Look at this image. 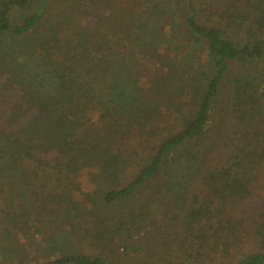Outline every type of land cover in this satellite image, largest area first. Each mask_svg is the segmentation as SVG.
<instances>
[{
  "label": "trees",
  "instance_id": "1",
  "mask_svg": "<svg viewBox=\"0 0 264 264\" xmlns=\"http://www.w3.org/2000/svg\"><path fill=\"white\" fill-rule=\"evenodd\" d=\"M37 1L0 0V264H264V0Z\"/></svg>",
  "mask_w": 264,
  "mask_h": 264
},
{
  "label": "rangeland",
  "instance_id": "2",
  "mask_svg": "<svg viewBox=\"0 0 264 264\" xmlns=\"http://www.w3.org/2000/svg\"><path fill=\"white\" fill-rule=\"evenodd\" d=\"M45 2V0H38L35 4V8L40 12L43 11L45 14L46 12L47 14H49L51 11H49L47 7H44ZM227 2L228 0H213L212 2L210 0H193V8L198 18H200L202 22L207 23L208 21L212 22L213 20H215L216 13L221 9L224 3ZM18 13L19 12L13 13V16H16L17 19L22 16V14L18 16ZM108 13L109 11L107 10L102 12V15H108ZM140 56L143 60H147L148 58L147 55H143L142 53H140ZM149 66L152 67V63H150ZM233 96L234 93L232 87L226 85L222 86L220 93L217 97L218 99L216 105L213 107L212 112L210 114L212 119H214V122L212 123V126H214V128L218 126H223L224 128L228 129L230 124H232L231 118L233 114ZM190 104L191 106L196 105L194 101H190ZM220 122H223V125L220 124ZM214 130L217 131V129H212V132L208 135V138H213V133H216L214 132ZM76 247L80 249V251L89 255H92L94 252V249H92L90 243L88 242L80 243L79 241L76 243Z\"/></svg>",
  "mask_w": 264,
  "mask_h": 264
}]
</instances>
